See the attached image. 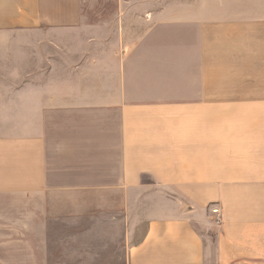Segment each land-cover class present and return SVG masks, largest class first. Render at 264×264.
Returning a JSON list of instances; mask_svg holds the SVG:
<instances>
[{
  "label": "crops",
  "instance_id": "1",
  "mask_svg": "<svg viewBox=\"0 0 264 264\" xmlns=\"http://www.w3.org/2000/svg\"><path fill=\"white\" fill-rule=\"evenodd\" d=\"M83 1L0 0V227L85 229L82 264H264V159L228 147L202 38Z\"/></svg>",
  "mask_w": 264,
  "mask_h": 264
},
{
  "label": "rangeland",
  "instance_id": "2",
  "mask_svg": "<svg viewBox=\"0 0 264 264\" xmlns=\"http://www.w3.org/2000/svg\"><path fill=\"white\" fill-rule=\"evenodd\" d=\"M92 1H83V14L98 5L113 13L117 5ZM121 6L129 12L130 3ZM131 7L185 22L171 26L173 37L202 38L209 102L223 105L217 109L225 115V130L241 136L227 134L228 147L236 140L244 156L264 159V0H135ZM14 218L0 227V264H82L87 249L97 247L96 235L62 219L33 224L29 216Z\"/></svg>",
  "mask_w": 264,
  "mask_h": 264
},
{
  "label": "built area",
  "instance_id": "3",
  "mask_svg": "<svg viewBox=\"0 0 264 264\" xmlns=\"http://www.w3.org/2000/svg\"><path fill=\"white\" fill-rule=\"evenodd\" d=\"M209 212L211 215V220L214 225L219 226L222 221V215L220 214V210L217 205L210 206L209 207Z\"/></svg>",
  "mask_w": 264,
  "mask_h": 264
}]
</instances>
